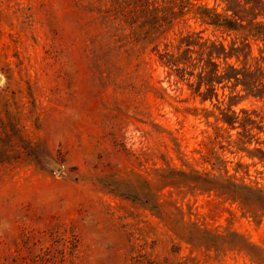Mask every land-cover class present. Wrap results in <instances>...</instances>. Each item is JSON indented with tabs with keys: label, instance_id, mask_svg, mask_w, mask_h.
I'll return each instance as SVG.
<instances>
[{
	"label": "rangeland",
	"instance_id": "374dc122",
	"mask_svg": "<svg viewBox=\"0 0 264 264\" xmlns=\"http://www.w3.org/2000/svg\"><path fill=\"white\" fill-rule=\"evenodd\" d=\"M83 24L69 0H0V264H253L244 253L191 246L118 190L132 173L152 178L168 163L210 168L202 156L215 117L203 109H218L175 85L153 47L117 77L101 72ZM262 57L255 47L249 62ZM241 107L264 117V100ZM219 154L231 173L240 158L250 164L238 176L264 186L258 158ZM161 193L186 221L237 231L264 249V212L216 192Z\"/></svg>",
	"mask_w": 264,
	"mask_h": 264
},
{
	"label": "trees",
	"instance_id": "16d2710c",
	"mask_svg": "<svg viewBox=\"0 0 264 264\" xmlns=\"http://www.w3.org/2000/svg\"><path fill=\"white\" fill-rule=\"evenodd\" d=\"M69 1L84 15L85 50L98 70L117 77L127 61L139 60L153 47L175 85H186L202 103L209 100L218 109H203L206 118L215 117L202 156L210 168L168 163L154 169L152 178L132 173L125 188L118 190L155 211L191 246L217 254L236 251L253 264H264V249L245 235L209 228L199 218L186 221L177 201L161 193L166 188L216 192L246 212H264V186L238 176L241 171L248 175L250 164L240 158L231 173L232 161L219 154V149L242 152L264 163V117L257 108H234L248 97L264 100V0ZM255 47L263 57L251 63ZM190 261L185 258L179 264Z\"/></svg>",
	"mask_w": 264,
	"mask_h": 264
},
{
	"label": "water",
	"instance_id": "95a60500",
	"mask_svg": "<svg viewBox=\"0 0 264 264\" xmlns=\"http://www.w3.org/2000/svg\"><path fill=\"white\" fill-rule=\"evenodd\" d=\"M0 80H1V78H0Z\"/></svg>",
	"mask_w": 264,
	"mask_h": 264
}]
</instances>
